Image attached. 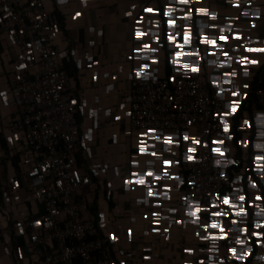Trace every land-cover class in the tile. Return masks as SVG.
Wrapping results in <instances>:
<instances>
[{"label":"built area","instance_id":"1","mask_svg":"<svg viewBox=\"0 0 264 264\" xmlns=\"http://www.w3.org/2000/svg\"><path fill=\"white\" fill-rule=\"evenodd\" d=\"M48 13L45 0H0V93L4 94L0 96V238L13 251L17 264H116L121 260L135 264L132 254L121 255L115 249L100 219L96 223L87 210L96 187L75 158L81 132L77 120L81 92L64 67L65 52L52 41L61 27L49 22ZM259 69H263L264 82V65ZM169 74H158V82L130 80L127 105L134 112L127 116L130 130L150 124L164 133L187 131L198 138L208 135L207 129L215 133L208 112L223 107L221 98L211 93L202 76L181 85L166 81ZM253 95L255 117L264 110V85ZM72 98L78 99L76 106L71 105ZM172 103L177 107L172 108ZM188 119L194 124L188 125ZM252 122L257 130L262 127ZM227 147L234 156L230 142ZM199 155L203 162L185 164L183 176L206 185L215 181V187L224 189L213 157L202 150ZM245 181L231 186L244 187ZM36 219L41 225L35 224ZM261 254L257 248L251 264H263L257 260Z\"/></svg>","mask_w":264,"mask_h":264},{"label":"snow or ice","instance_id":"2","mask_svg":"<svg viewBox=\"0 0 264 264\" xmlns=\"http://www.w3.org/2000/svg\"><path fill=\"white\" fill-rule=\"evenodd\" d=\"M81 2L86 5L87 0ZM228 3L235 15L225 16L229 22L224 26L217 23L219 14L210 10L202 0H165L155 6H138L133 2L123 13L129 23V46L124 52L129 80L158 82L163 62L166 67L171 66L172 74L167 75L166 81L183 85L202 76L206 86L210 85L211 93L223 101V107L208 112L209 121L216 125L215 133L207 129L209 134H202L199 138L187 131L181 134L177 130L174 136L150 124L144 125L134 137L125 159L124 174L120 176L125 191L139 193L137 203L145 205L142 218L151 233L169 241L173 226H177L191 237L193 243L183 246L186 255L182 264H244L255 248L264 253V140L254 144L255 149L262 150L259 154L251 153L249 145L253 132L264 138V130L258 131L251 122L255 119L256 124L264 125V110L255 117L241 116L250 95V66L264 65V59L257 58L258 54H264V40L256 43L249 38L247 27L253 30L258 27L253 20H245V28L235 27L241 17L252 15L261 20L264 15L259 11L250 14L246 10L245 4L250 5L251 0H228ZM81 16L82 12L77 10L71 19L76 21ZM197 17L207 19L205 29L197 30L194 23ZM161 53H164L163 60ZM88 60L91 61L87 65L89 69L101 63L92 56ZM19 67L24 69L26 65L21 63ZM120 71H123V65ZM105 75H111L113 81L119 78V73ZM97 79V75L91 76L92 81ZM168 100L173 101V97L169 95ZM77 104L78 99L72 98L71 105ZM119 107L123 110L126 106L120 104ZM171 107L176 108V103ZM123 115L132 117L134 112L125 111ZM114 119L120 122L122 115L116 114ZM187 124L193 125V119H188ZM112 142H117L115 137ZM228 142L249 153L246 165L233 158ZM201 150L213 157L217 179L225 186L235 185L246 177V188L232 187L226 192L215 187V181L206 185L200 179L185 178L180 169L185 164L202 163ZM228 165L242 168L235 180L228 174ZM117 175H120L119 171ZM80 179L76 175V180ZM84 182L87 183V179ZM173 200L177 204L183 201V204L178 207ZM164 210L173 216H162ZM35 224L41 225V220L36 219ZM107 235L112 241L120 238L111 231ZM133 235L134 230L129 227L128 238L132 239ZM257 260L264 261V254ZM143 261L150 264L151 257L144 255ZM120 264L125 262L121 260Z\"/></svg>","mask_w":264,"mask_h":264},{"label":"crops","instance_id":"3","mask_svg":"<svg viewBox=\"0 0 264 264\" xmlns=\"http://www.w3.org/2000/svg\"><path fill=\"white\" fill-rule=\"evenodd\" d=\"M133 2L138 6H155L163 4L165 0H87L86 5L81 0H45V5L50 13L58 11L62 16L61 31L52 36V41L66 54L63 58L65 69L77 73L78 88L81 92L77 113L81 128L77 157L82 168L91 171L100 183L98 206L101 228L119 235V240L115 241V249L121 255L132 254L136 260L135 264H146L143 261L144 255L151 257L150 264H182L183 256L186 255L182 249L186 244L193 243L191 237L177 226H173L169 241L151 233L148 224L142 218L145 205L142 202L137 203L140 199L139 193L125 191L120 180V176L124 174L125 159L137 133L130 130L127 116L123 115L128 111L127 91L130 82L127 76L128 64L124 59V52L129 46V23L123 13L130 9ZM202 3L219 14L217 23L221 26L229 22L225 16L235 15V10L231 9L228 0H202ZM245 8L250 14L259 11L264 15V0H251V4H245ZM77 10L82 12V16L73 21L71 17ZM198 19L203 21L198 23ZM245 20H253L258 24L255 30L247 27L249 38L256 43L264 40V19L256 20L252 15L241 17L235 27L245 28ZM194 23L197 30H200L206 28L208 21L206 18L197 17ZM89 56L99 59L101 63L89 69L87 67L91 62L88 60ZM263 56L264 54H258L257 58ZM163 57L164 53H161V60ZM122 65L123 71H120ZM250 67L251 76L248 82L251 88L257 66ZM170 70V65L166 67L161 62L158 74H169ZM105 73H119V78L113 81L111 75L106 76ZM93 74L97 75V81L91 80ZM120 104H124L125 109L122 110ZM116 114L122 115L120 122L115 121ZM259 130H264V125ZM114 137L116 143L112 142ZM262 140L264 138L255 134L253 150L256 154L262 150L255 149L254 144ZM180 173L183 175V167ZM173 204L178 207L182 205L181 201L177 204L175 200ZM161 215L170 218L173 216L166 210L162 211ZM129 227L134 230L132 239L127 236ZM12 252L0 238V264H17Z\"/></svg>","mask_w":264,"mask_h":264},{"label":"trees","instance_id":"4","mask_svg":"<svg viewBox=\"0 0 264 264\" xmlns=\"http://www.w3.org/2000/svg\"><path fill=\"white\" fill-rule=\"evenodd\" d=\"M49 15V22L51 24L53 23H58L60 25V27H62L63 24V19L62 16L60 14H58V11H54L52 13H48ZM1 49V47H0ZM64 63V62H63ZM65 67V64H64ZM67 71V70H66ZM68 74L73 78L74 82H75V86L76 89H78V77H77V73L72 70V71H67ZM264 85L263 82V69H259L256 71V73L254 74L253 78H252V82H251V92L250 95L247 99V103L244 104V111L241 113V116L248 114V115H252L253 111L255 109H257V106L255 104V100H254V95H253V91L255 89H257L258 87H261ZM77 91V90H76ZM77 95V94H76ZM78 108H79V104H78ZM252 122V121H251ZM233 123H235V121H233ZM253 123V122H252ZM237 129L239 130V125L237 124ZM253 134L252 133V139H253ZM252 139L249 140V145H250V152L252 153L251 147H252ZM78 147V146H77ZM77 151L78 149L76 148V153H75V158H76V164L78 167H83L81 165V162L79 161V158L77 157ZM233 158H238L240 163L243 165L247 164V161L249 159V153L246 152L244 153L242 149H240L239 145H235L234 146V156ZM2 167V166H1ZM0 167V183L2 182L3 179V169ZM85 170V169H84ZM242 168L239 165H230L227 168L228 174L232 176V178L234 179L236 175H239L242 171ZM85 172L91 177V179L94 181L95 183V195L92 199V204L87 208V210L93 214L96 218V223L99 221L100 219V208L98 206V193H99V187H100V183L98 181V179L94 176V174L91 171H87L85 170ZM183 173L185 175V172L183 170ZM244 180L246 179V177L243 178ZM247 186V182H244V187L246 188ZM232 188L231 185L228 186H224V190L226 192L230 191ZM0 198H1V194H0ZM18 243L20 244V242L18 241ZM16 242L13 243V245L15 246ZM22 253H25L24 249H21ZM257 253V248H255L253 255L249 258L248 261H245L244 264H251L253 257L256 255ZM116 264H120L119 262H116Z\"/></svg>","mask_w":264,"mask_h":264},{"label":"rangeland","instance_id":"5","mask_svg":"<svg viewBox=\"0 0 264 264\" xmlns=\"http://www.w3.org/2000/svg\"><path fill=\"white\" fill-rule=\"evenodd\" d=\"M3 182H4V180H3ZM3 184V183H2Z\"/></svg>","mask_w":264,"mask_h":264},{"label":"clouds","instance_id":"6","mask_svg":"<svg viewBox=\"0 0 264 264\" xmlns=\"http://www.w3.org/2000/svg\"><path fill=\"white\" fill-rule=\"evenodd\" d=\"M210 264H211V262H210Z\"/></svg>","mask_w":264,"mask_h":264}]
</instances>
